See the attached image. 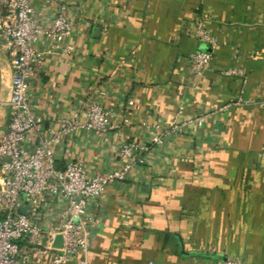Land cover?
<instances>
[{
	"label": "crops",
	"instance_id": "crops-1",
	"mask_svg": "<svg viewBox=\"0 0 264 264\" xmlns=\"http://www.w3.org/2000/svg\"><path fill=\"white\" fill-rule=\"evenodd\" d=\"M54 1L68 5L79 31L69 40L73 53L49 56L35 75L44 128L91 99L126 113L120 129L103 137H67L59 167L76 161L91 173L119 169L120 145L141 142L158 124L168 129L182 107L186 117L211 115L152 146L144 164L110 188L90 263L264 264V0ZM201 19L215 48L199 78L190 57L209 48L190 29ZM12 77L9 48L0 43V136ZM234 102L241 104L216 114Z\"/></svg>",
	"mask_w": 264,
	"mask_h": 264
},
{
	"label": "built area",
	"instance_id": "built-area-1",
	"mask_svg": "<svg viewBox=\"0 0 264 264\" xmlns=\"http://www.w3.org/2000/svg\"><path fill=\"white\" fill-rule=\"evenodd\" d=\"M36 2L0 0V43L9 48L13 73L7 123L0 136V264H91L92 232L110 188L127 180L137 164H144L143 156L152 146L164 145L166 137H177L191 125L202 127L211 115L186 117L182 107L168 129L158 124L141 142L120 145L119 169L91 173L76 161L59 167L57 150L67 137L79 131L103 137L120 129L119 121L126 113L91 99L71 117L59 119L56 128H44L32 96L35 75L49 56L73 53L69 40L79 26L66 3L47 0L39 8ZM207 20L197 21L190 29L209 48L190 57L191 74L199 78L214 60L215 39ZM240 104L226 105L216 114ZM128 105L135 103L131 100ZM58 237L61 248L55 247ZM221 264L249 263L229 258Z\"/></svg>",
	"mask_w": 264,
	"mask_h": 264
},
{
	"label": "water",
	"instance_id": "water-1",
	"mask_svg": "<svg viewBox=\"0 0 264 264\" xmlns=\"http://www.w3.org/2000/svg\"><path fill=\"white\" fill-rule=\"evenodd\" d=\"M61 246H62V238L58 237L57 241H56V244H55V247L61 248Z\"/></svg>",
	"mask_w": 264,
	"mask_h": 264
}]
</instances>
